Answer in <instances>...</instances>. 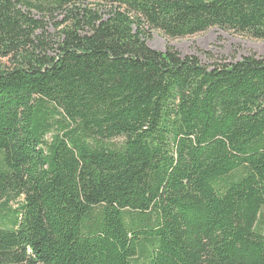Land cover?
<instances>
[{
	"label": "trees",
	"instance_id": "1",
	"mask_svg": "<svg viewBox=\"0 0 264 264\" xmlns=\"http://www.w3.org/2000/svg\"><path fill=\"white\" fill-rule=\"evenodd\" d=\"M213 27L264 0H0V264H264V57L144 39Z\"/></svg>",
	"mask_w": 264,
	"mask_h": 264
},
{
	"label": "rangeland",
	"instance_id": "2",
	"mask_svg": "<svg viewBox=\"0 0 264 264\" xmlns=\"http://www.w3.org/2000/svg\"><path fill=\"white\" fill-rule=\"evenodd\" d=\"M101 4V3H100ZM97 3L88 4L89 7L101 9L108 14V8ZM99 9V10H101ZM64 19L63 14L46 18L47 26L52 38L56 39L62 27H57L56 23ZM147 43L160 51H165L168 46L176 49L181 56L196 55L206 66H213L215 63H231L244 56L253 54L257 57H264V39H255L244 33H237L233 30H224L219 27L210 28L204 32L180 37L168 38L159 30H150L144 38ZM0 66H12L9 58L0 57ZM13 207L16 202H12ZM264 220V208L262 210ZM264 232V222L262 224Z\"/></svg>",
	"mask_w": 264,
	"mask_h": 264
}]
</instances>
